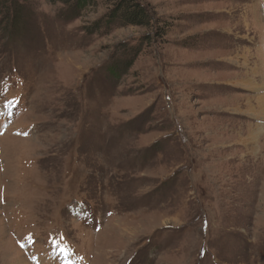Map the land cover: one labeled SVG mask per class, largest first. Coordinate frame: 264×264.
Returning <instances> with one entry per match:
<instances>
[{"label": "rangeland", "instance_id": "rangeland-1", "mask_svg": "<svg viewBox=\"0 0 264 264\" xmlns=\"http://www.w3.org/2000/svg\"><path fill=\"white\" fill-rule=\"evenodd\" d=\"M142 1L147 29L90 32L103 5L68 18L59 2L0 0L1 92L32 53L40 76L12 87L28 109L0 134L15 116L41 128L0 136V264H28L27 234L52 242L46 264L60 245L77 264H264V4ZM71 197L109 217L66 223Z\"/></svg>", "mask_w": 264, "mask_h": 264}, {"label": "trees", "instance_id": "trees-1", "mask_svg": "<svg viewBox=\"0 0 264 264\" xmlns=\"http://www.w3.org/2000/svg\"><path fill=\"white\" fill-rule=\"evenodd\" d=\"M51 2H59L60 4L66 5L69 10L68 13H70L66 14L68 18L77 16L78 13L88 7L97 8L103 5L107 8L105 13L100 15L98 19L92 23L90 28H88L90 32H97L100 28H108L113 25H131L147 29L151 21H153L152 14L147 10L146 4H144L142 0H51ZM3 7L5 8V6ZM5 9L6 12H3L4 15L8 12L7 6ZM21 10L22 6L14 4V14L11 19L8 18L7 24L10 20L12 24L15 22L20 23L21 20L18 18H20ZM14 30L17 31L18 27L15 26ZM140 41L142 43L143 39L141 38ZM133 50L136 51V48H133ZM117 65L121 67L120 63ZM117 65L112 69V74L115 77H118L119 74L118 69L115 68ZM123 68H126V66H123Z\"/></svg>", "mask_w": 264, "mask_h": 264}]
</instances>
